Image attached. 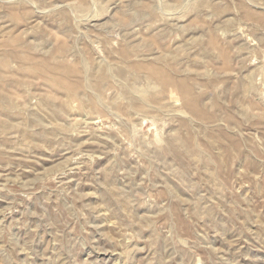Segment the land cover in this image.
Instances as JSON below:
<instances>
[{"label":"rangeland","instance_id":"obj_1","mask_svg":"<svg viewBox=\"0 0 264 264\" xmlns=\"http://www.w3.org/2000/svg\"><path fill=\"white\" fill-rule=\"evenodd\" d=\"M0 264H264V0H0Z\"/></svg>","mask_w":264,"mask_h":264}]
</instances>
